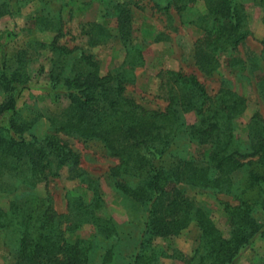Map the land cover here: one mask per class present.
Here are the masks:
<instances>
[{
	"label": "trees",
	"instance_id": "16d2710c",
	"mask_svg": "<svg viewBox=\"0 0 264 264\" xmlns=\"http://www.w3.org/2000/svg\"><path fill=\"white\" fill-rule=\"evenodd\" d=\"M197 1L167 0L163 6L165 10L175 8L182 22L199 30L193 47L197 67L205 74L214 73L222 54L227 55V65L242 63L235 53L249 34L244 0H202L204 12L195 9ZM253 1L263 8L264 21V0ZM112 10L126 49L125 68L101 75L92 54L59 44L56 34L48 45L53 56L49 80L53 86L65 87L69 104L48 117L47 132L42 135L31 132L34 117L21 118L17 110V100L29 80L27 50L9 55L0 34V92L4 95L0 103V191L11 192L18 184L46 183L60 176L64 164L69 165V177L79 178L92 191L89 203L70 197L67 212L61 214L52 207L50 197L35 193L10 200L6 209L0 206V233L13 244L14 264H89L93 241L68 240L65 232L82 223L94 225L105 237L117 231L112 219L96 213L101 203L97 179L77 167L79 155L58 133L98 141L119 159L109 174L116 179L117 189L129 193L146 212L133 264H155L146 240L178 234L191 222L200 229V243L185 264H233L235 255L256 233L264 234L263 224L253 215L255 209L264 213V118L255 111L242 138L236 120L246 110V98L228 87L211 96L195 75L179 70L158 72L160 95L167 100L163 110L147 109L126 95L127 84L135 79L134 67L143 59L138 47L125 46L132 33L129 2L116 0ZM39 18L44 30L62 32L59 18L57 28L55 18ZM82 29L90 36V44L105 42L107 33L100 25L91 23ZM188 111L196 113L195 124H185L183 114ZM183 138L209 145L207 160L190 161L180 155L183 150L176 143ZM128 178L137 180L133 187ZM181 181L229 196L230 200H218L228 218L227 235L203 201L177 187ZM111 257L112 249H107L103 260Z\"/></svg>",
	"mask_w": 264,
	"mask_h": 264
},
{
	"label": "rangeland",
	"instance_id": "374dc122",
	"mask_svg": "<svg viewBox=\"0 0 264 264\" xmlns=\"http://www.w3.org/2000/svg\"><path fill=\"white\" fill-rule=\"evenodd\" d=\"M116 0H0V34L6 52L11 55L17 50L26 49L29 80L17 100V110L21 118L35 121L32 133L42 135L47 132L48 117L59 114L69 104L65 87L53 86L49 80L52 53L49 43L57 34L59 44L68 48L77 47L92 54L98 61L99 72L106 74L115 68H125L126 49L118 37L116 18L111 13ZM129 2L132 17V33L125 46L140 49L143 63L134 67L135 79L127 84L125 94L135 99L147 109L163 110L167 105L160 94L158 72L164 69L179 70L193 74L200 80L209 95L213 96L221 87H228L246 98L247 107L236 120L237 132L246 136V123L257 111L264 118V21L263 8L253 0H244L246 27L249 34L238 46L235 53L242 63L227 65L226 54L220 56L219 68L212 74H205L195 64L193 47L199 30L192 24L182 22L175 8L163 9L167 0H126ZM195 9L204 12L203 1L198 0ZM40 16L58 18L62 21V32L44 30ZM98 24L105 29V42L92 45L90 36L83 32V25ZM96 33V32H95ZM67 63V62H66ZM68 63L65 65V71ZM4 95L0 92V103ZM185 124L197 121L194 111L183 114ZM30 133V132H29ZM26 133L25 135L27 136ZM58 138L79 155L77 167L87 176L97 179L100 206L96 213L105 219H112L117 231L105 237L90 223H82L74 230L66 231L68 240L87 238L93 241L89 264H133L141 246L142 222L145 207L135 201L129 193L116 187V179L109 172L119 163L103 145L95 140L58 133ZM176 144L183 150L180 154L190 161L207 160L210 146L195 140L183 138ZM174 144V146L176 145ZM69 165L64 164L61 174L51 177L46 183L34 187L18 184L11 192L0 191V206L6 209L10 200L22 198L30 193L48 196L57 213L68 210L70 197H80L85 203L92 198V191L79 178L69 177ZM125 177V176H123ZM127 178V177H125ZM122 179V176L120 177ZM119 179V180H120ZM129 179V178H128ZM133 187L136 179H129ZM11 181V180H9ZM177 187L195 200L203 201L211 210V217L224 235L228 234V218L219 199L230 200L224 194H211L182 181ZM254 217L263 224L264 213L253 211ZM149 240V241H148ZM200 243V229L191 222L178 234L146 240V248L154 253L155 264H185ZM9 238L0 233V264H14L13 246ZM107 249H112L110 260H103ZM233 264H264V234L256 233L248 244L243 246L233 258Z\"/></svg>",
	"mask_w": 264,
	"mask_h": 264
}]
</instances>
